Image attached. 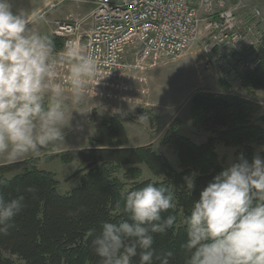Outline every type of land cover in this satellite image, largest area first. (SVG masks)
Instances as JSON below:
<instances>
[{"label": "clouds", "instance_id": "9594fccd", "mask_svg": "<svg viewBox=\"0 0 264 264\" xmlns=\"http://www.w3.org/2000/svg\"><path fill=\"white\" fill-rule=\"evenodd\" d=\"M44 19L41 7L0 0V156L9 164L65 140L68 103L87 99L89 82L97 74L95 57L78 41L66 42L57 52L53 39L32 30ZM65 64L68 74L59 81ZM184 180L191 192L194 174ZM5 183L0 179V186ZM121 198L126 218L103 222L91 241L99 264H133L137 257L138 264H170L173 253H158L153 244L154 234L176 224L175 215H163L176 206L173 190L148 183L122 192ZM23 201V195L6 200L0 194V233L12 226ZM183 225L184 264H264V157L257 153L249 161L240 154L213 176Z\"/></svg>", "mask_w": 264, "mask_h": 264}, {"label": "trees", "instance_id": "16d2710c", "mask_svg": "<svg viewBox=\"0 0 264 264\" xmlns=\"http://www.w3.org/2000/svg\"><path fill=\"white\" fill-rule=\"evenodd\" d=\"M54 42L60 48V43ZM244 85L250 93L264 94V46L258 49L257 63L246 74ZM190 107L195 122L211 135L201 143L182 135L174 137L178 169L151 144L131 146L119 114L105 118L96 110L92 111L93 144L77 152L81 167L71 176H80L81 182L70 192L61 194L55 177L36 168L38 157L0 164V179L6 181L0 186V194L6 200L24 197V206L12 226L0 233V264H16L17 260L23 264H99L91 241L103 222L126 218L121 193L126 191L127 182L131 183L127 190L148 183L173 190L176 206L163 215H175L176 224L166 233L154 234L153 247L158 253L171 251L170 264H184L183 218L202 188L224 168L215 144L242 146L240 154L249 161L254 147L264 145V126L251 120L255 105L250 101L228 94L197 92L190 98ZM260 120L264 121L263 117ZM142 165L157 180L141 179ZM193 174L195 187L190 192L184 177ZM81 207L86 211L68 215ZM133 264H138V257Z\"/></svg>", "mask_w": 264, "mask_h": 264}, {"label": "rangeland", "instance_id": "374dc122", "mask_svg": "<svg viewBox=\"0 0 264 264\" xmlns=\"http://www.w3.org/2000/svg\"><path fill=\"white\" fill-rule=\"evenodd\" d=\"M49 1L17 0L19 7H41L44 10L45 19L33 25L32 30L48 36H51L55 22L69 16H85L91 10L90 6L78 0H63L49 10L46 8ZM236 1L229 0L231 3ZM241 1L258 5L264 17V0ZM253 38L254 35L247 37L248 40ZM208 43V38L201 36L181 57L174 60L162 58L143 71L126 72L122 79L113 78L106 84L98 85L97 92L87 95L82 103L69 102L70 121L64 129L65 140L48 146L38 154L28 153L21 160L38 157L36 168L55 177L61 194L70 192L81 182L80 176H71L81 167L77 152L93 144L92 111L96 110L105 118L119 114L131 146L151 144L178 169L177 154L172 145L174 137L182 135L201 143L211 135L210 131L195 122L190 107V98L197 92L228 94L250 101L255 105L251 120L264 126V121L260 120L261 117L264 119V94L261 91L250 93L244 85L246 74L257 61V55L255 57L254 51L236 46L226 52L220 51L217 46L209 49L206 47ZM67 99L70 101V97ZM215 150L224 167H227L237 160L242 146H226L217 142ZM257 153L264 157V145L254 147V154ZM4 163H7L5 158L0 156V164ZM141 167V179L157 180L146 166ZM125 170L126 167L122 168L118 175L122 177ZM130 185L127 182L126 190ZM16 264L23 262L17 260Z\"/></svg>", "mask_w": 264, "mask_h": 264}, {"label": "built area", "instance_id": "2783aa9c", "mask_svg": "<svg viewBox=\"0 0 264 264\" xmlns=\"http://www.w3.org/2000/svg\"><path fill=\"white\" fill-rule=\"evenodd\" d=\"M62 1L50 0L46 8L54 9ZM78 1L90 6L89 13L55 22L51 36L60 43L57 52L76 40L95 57L97 74L89 82L88 95L95 94L98 85L122 79L126 72L143 71L162 58L181 57L201 36L208 38L209 49L217 46L226 52L236 46L254 51L255 57L257 47L264 44L260 7L241 0ZM251 35L254 38L248 40ZM67 69V64L59 69V81L66 78Z\"/></svg>", "mask_w": 264, "mask_h": 264}]
</instances>
